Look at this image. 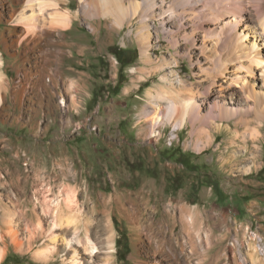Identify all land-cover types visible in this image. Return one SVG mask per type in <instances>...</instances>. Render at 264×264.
Listing matches in <instances>:
<instances>
[{"label": "rangeland", "instance_id": "obj_1", "mask_svg": "<svg viewBox=\"0 0 264 264\" xmlns=\"http://www.w3.org/2000/svg\"><path fill=\"white\" fill-rule=\"evenodd\" d=\"M95 1L63 0L70 28L24 41L9 17L14 0H0V264H70L60 249L36 257L57 232L45 199L64 185L88 215L94 208L92 231L99 220L110 228L90 232L99 253L91 263L81 255L85 264H140L155 251L171 264L169 252L182 247L198 264H264V118L247 106L239 117L204 123L230 93L229 77L212 65L200 72L204 55L188 40L203 0H124L122 29L113 18L91 19ZM191 99L199 120L174 129ZM33 213L43 229L32 243ZM12 218L19 246L6 234Z\"/></svg>", "mask_w": 264, "mask_h": 264}, {"label": "bare ground", "instance_id": "obj_2", "mask_svg": "<svg viewBox=\"0 0 264 264\" xmlns=\"http://www.w3.org/2000/svg\"><path fill=\"white\" fill-rule=\"evenodd\" d=\"M62 1L14 0V3L10 5L9 17L13 24L19 28L24 41L29 39L36 41L37 37L38 39L50 37L59 29L70 28L73 20L70 12L62 10L60 6ZM195 4L201 3L196 0ZM212 4L217 7H213ZM93 5L97 7L98 12L91 19L113 18L118 29L124 28L126 19L129 17L124 0H101L100 5L97 4V1ZM140 8V2L136 1L131 20L138 16ZM18 10L19 12H17ZM0 13L3 12L0 11ZM195 15L198 18L193 21L192 36L188 40L204 55L197 57L196 66L199 67L200 72L206 73L209 65H212L220 76L229 77L226 91L230 93V98L228 100L222 98L221 102L216 104L217 115L212 114L211 111L215 106L211 107L208 114L204 116V123L213 124L217 118L229 120L239 117L247 106L252 110H259L256 113L263 115L264 118V0H203L201 11ZM91 27L93 30L96 29L94 23L91 24ZM148 35L143 33L139 40L144 48L143 59L145 58L148 64H151L150 52L145 46L150 41ZM229 66H232L233 69L230 70ZM258 106L261 108L257 109ZM200 111L201 105L197 100L191 99L189 103L183 105L181 113L178 115V122L175 123L179 125L174 129L178 127L180 130L185 127L188 119L196 124L200 118ZM153 123L155 126L161 123L159 112H155ZM154 133L157 136V132L154 131ZM148 185L151 184L148 183ZM148 185L144 186L145 189L149 188ZM63 187L55 199L51 201L47 197L45 199L46 207L43 212L52 216V229H56L57 232L51 239L52 247L41 249L36 257L44 259L60 249L70 254V264H85L80 258L81 255H87L91 260L89 263H91L93 256L99 252L90 232L94 235H106L110 232V228L108 225L104 228L102 221L99 220L94 226L99 232L92 231L90 225L97 220L93 215L95 214L94 208L92 209L93 214L88 215L89 212L84 211V205H81L76 190L66 185ZM103 199L105 201L102 204L107 207L106 197ZM144 200L146 204L150 202L146 194H144ZM120 210H125L133 224L139 222L140 214L137 211L133 213L132 210L126 209L122 202H120ZM33 215L37 220L41 218L39 214L33 213ZM187 221L190 224L195 222L192 216L188 217ZM15 222V218H12L6 234L10 236L15 245L19 246L21 242ZM33 224L35 227L32 231ZM28 228L29 238L33 243L35 239H38L39 231L43 229V221L40 219L36 224L27 219ZM0 235L4 234L0 233ZM107 241L111 248L112 234L107 237ZM81 249L84 251L82 254ZM184 252L183 247L180 250H171L169 252L171 264H198L194 263L191 257L186 256ZM152 254L151 261H142L140 264H166L168 262L164 257L158 255L159 251ZM252 261L255 263L258 259L255 260L252 257Z\"/></svg>", "mask_w": 264, "mask_h": 264}]
</instances>
